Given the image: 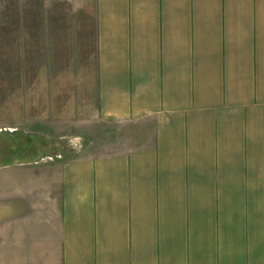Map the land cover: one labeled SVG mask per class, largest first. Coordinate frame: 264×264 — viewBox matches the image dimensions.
I'll list each match as a JSON object with an SVG mask.
<instances>
[{"label": "crops", "instance_id": "crops-1", "mask_svg": "<svg viewBox=\"0 0 264 264\" xmlns=\"http://www.w3.org/2000/svg\"><path fill=\"white\" fill-rule=\"evenodd\" d=\"M95 25L99 118L147 133L0 165V264H264V0H95Z\"/></svg>", "mask_w": 264, "mask_h": 264}, {"label": "rangeland", "instance_id": "rangeland-1", "mask_svg": "<svg viewBox=\"0 0 264 264\" xmlns=\"http://www.w3.org/2000/svg\"><path fill=\"white\" fill-rule=\"evenodd\" d=\"M95 74V0H0V165L37 140L44 163L139 143L147 129L99 118Z\"/></svg>", "mask_w": 264, "mask_h": 264}, {"label": "built area", "instance_id": "built-area-1", "mask_svg": "<svg viewBox=\"0 0 264 264\" xmlns=\"http://www.w3.org/2000/svg\"><path fill=\"white\" fill-rule=\"evenodd\" d=\"M62 158V156H60V155H56V156H54V157H48V158H46V159H43L44 161L45 160H47V161H54V159H61Z\"/></svg>", "mask_w": 264, "mask_h": 264}]
</instances>
